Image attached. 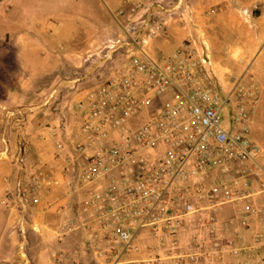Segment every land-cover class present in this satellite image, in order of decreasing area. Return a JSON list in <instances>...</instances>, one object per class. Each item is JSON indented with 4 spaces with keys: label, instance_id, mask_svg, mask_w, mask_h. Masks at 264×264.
Here are the masks:
<instances>
[{
    "label": "built area",
    "instance_id": "obj_1",
    "mask_svg": "<svg viewBox=\"0 0 264 264\" xmlns=\"http://www.w3.org/2000/svg\"><path fill=\"white\" fill-rule=\"evenodd\" d=\"M165 1L131 4L140 16L107 46L128 55V64L108 70L75 105L81 124L63 169L66 186L85 189L95 236L117 247L113 264L138 250L134 242L141 233L156 241L145 264H204L225 250L237 255L231 235L219 234L218 214L237 203L247 213L262 212L248 189L251 179L264 180V152L249 138L260 87L243 76L222 94L209 49L192 34L170 55L150 58L146 46L168 37L169 23L193 26L188 5ZM17 151L18 176L0 204L26 214L55 180L24 171L22 140ZM3 183L11 184L7 177ZM184 232L195 237L182 245Z\"/></svg>",
    "mask_w": 264,
    "mask_h": 264
},
{
    "label": "crops",
    "instance_id": "obj_2",
    "mask_svg": "<svg viewBox=\"0 0 264 264\" xmlns=\"http://www.w3.org/2000/svg\"><path fill=\"white\" fill-rule=\"evenodd\" d=\"M133 2L136 0H18L16 21L8 24L17 28L16 43L32 58V70L22 74L15 90L22 93L21 97L13 102L0 100L2 110L7 112L14 106L18 114L15 131L7 127L6 117L0 120V135L7 147V155L0 151V203L18 176L14 141L24 142V171L41 173L55 183L42 192L40 203L26 214L16 212L9 202L8 207L0 204V264L115 262L117 247L94 234L95 226L84 206L85 189L77 185L67 188L63 169L81 124L76 103L104 79L108 70L128 64V55L108 51L107 46L121 37L126 23L140 16L132 13ZM175 3L177 0L162 4ZM182 3L190 7L193 26L169 23L165 28L168 37L153 38L146 54L154 59L168 56L192 34L208 47L215 75L231 76L233 82L239 77H252L261 97L249 138L264 152L255 136L264 119V0ZM210 9L217 12L206 16ZM243 10L250 16L245 17ZM184 19L188 20L186 16ZM5 91L12 90L7 86ZM137 123L141 120L133 121ZM58 144L63 145L62 149L57 148ZM6 177L10 185L3 183ZM248 189L254 193L260 214L247 213L244 203H237L225 206L217 216L222 228L219 234H230L239 254L225 250L204 264H264V180L251 179ZM194 237V232L179 235L182 245ZM134 244L138 250L126 253L117 264H145L151 255L147 248L156 241L141 233Z\"/></svg>",
    "mask_w": 264,
    "mask_h": 264
},
{
    "label": "rangeland",
    "instance_id": "obj_3",
    "mask_svg": "<svg viewBox=\"0 0 264 264\" xmlns=\"http://www.w3.org/2000/svg\"><path fill=\"white\" fill-rule=\"evenodd\" d=\"M17 5L18 0H0V100L6 99L10 102L15 101L18 96L21 97L22 93L15 90L19 86L18 84L21 83L22 74L26 75L32 70V58L23 50V46L21 48V45L16 43L17 28L8 24V22L16 21ZM37 65L38 63L35 62V66ZM215 81L222 94L228 93L233 87L231 76L215 75ZM7 86L12 91L6 92L5 87ZM44 94L47 95L48 93ZM13 107L9 108L7 112L5 109L0 108V120L1 117H6L8 119L7 127L11 131H15L16 125H18L16 120L18 114ZM0 123L1 126L2 122L0 121ZM259 126V132L255 136L258 139L257 141L264 147V119L260 120ZM12 146L18 150V141H14ZM6 150V141L0 135V151Z\"/></svg>",
    "mask_w": 264,
    "mask_h": 264
}]
</instances>
